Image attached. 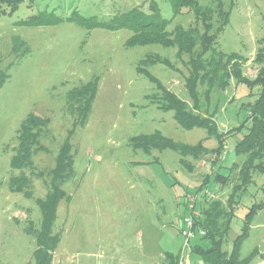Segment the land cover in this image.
Wrapping results in <instances>:
<instances>
[{
	"label": "rangeland",
	"instance_id": "1",
	"mask_svg": "<svg viewBox=\"0 0 264 264\" xmlns=\"http://www.w3.org/2000/svg\"><path fill=\"white\" fill-rule=\"evenodd\" d=\"M157 1L162 15L171 18L170 1ZM199 1L214 5L213 0ZM223 1L231 16L218 36L217 49L254 57L259 38L264 36V0ZM149 3L150 0H25L15 12L0 17V70L10 75L0 88V264L34 263L37 240L32 230L40 228L42 222L37 198L48 192L50 177L46 173L55 166L76 117L67 107L68 93L96 75L100 77L99 88L88 121L70 137L74 175L63 185L69 197L60 201L52 227L53 233H61V239L51 264H160L166 250L181 251L180 264H203L200 255L184 246L182 229L186 227L184 217L189 214L186 198L195 193L204 173L211 170V154L193 160L196 168L191 171L179 162L180 155L172 149L146 152L135 149L129 141L134 135L157 130L192 144L208 136L202 127L182 128L172 110L152 103L148 95L156 91V84L137 71L139 61L148 53L168 56L177 70L162 63L150 65L149 70L193 105L185 85L189 55L178 58L175 47L158 43L127 47L124 43L132 30L101 26L90 29L82 21L83 17L91 23L109 20L134 6L148 11ZM34 14H42L39 22L47 23H27ZM176 24L197 26L203 31L201 22L187 8L168 29ZM244 69L249 76L256 75L257 66L252 61ZM205 87L199 86L200 113L214 112L220 131L239 125L246 116L247 102L254 99L249 88L232 79L225 90L214 87L207 99ZM31 111L49 116L50 123L41 137L48 151H38L34 167L25 169L33 193L27 197L12 191L9 180L20 174L11 166V158L16 152L20 124ZM240 136L236 133L227 140L223 172L234 161L245 158L234 151ZM205 144L213 149L218 141L210 136ZM233 183L219 187L216 198L226 201ZM260 202H264V173L256 172L242 195L226 248L232 247L233 239L241 232L249 208ZM31 224L34 228L27 230ZM195 243L205 241L193 236L190 245ZM255 247L264 252V205L254 216L241 256ZM263 257H254L251 264H259Z\"/></svg>",
	"mask_w": 264,
	"mask_h": 264
},
{
	"label": "trees",
	"instance_id": "2",
	"mask_svg": "<svg viewBox=\"0 0 264 264\" xmlns=\"http://www.w3.org/2000/svg\"><path fill=\"white\" fill-rule=\"evenodd\" d=\"M24 1L0 0V17L12 14ZM169 1L173 8L171 18L162 15L157 0H150L148 11L141 6H134L114 14L109 20L91 23L83 17L82 21L90 29L92 26H101L114 30L120 28L132 30V35L124 43L127 47L158 43L165 47H175L178 58H182L184 54L189 55V74L185 78V85L193 105L168 88L149 70L148 67L156 63H162L177 70L175 62L168 56L148 53L139 61L137 71L148 76L156 84V91L148 95L152 103L157 104L160 109L172 110L175 120L182 128L190 130L202 127L207 129L208 136L192 144L177 141L157 130L134 135L129 141L135 149H143L146 152L153 149L160 151L172 149L180 155L179 162L191 171L196 168L193 160H200L203 155L211 154L209 156L211 170L204 173L203 179L193 193H202L196 203L199 214L194 218L193 230L195 236L204 240L205 244L190 245L191 251L201 256L203 264H251L254 257L264 256V252L261 253L259 248L255 247L248 255L242 257L240 251L243 242L250 235L254 216L263 207L264 202L254 203L249 208L244 217L241 232L233 239L232 247L226 248L225 243L237 208L242 202V195L254 181V173H264V36L259 38V46L252 58V63L257 66V72L254 77H251L245 73L244 69L245 64L250 60L248 56L238 51L225 52L217 49L218 36L230 22L231 16V10L225 8L223 0H213L214 5L202 4L199 0ZM185 8L194 13L196 21L201 22L203 31H200L197 26L186 28L182 24H176L173 29H168L173 19ZM40 17H43L42 14L31 15L27 18V23H47L39 22ZM197 47H199L198 51H196ZM9 77L7 72L0 70V88ZM232 79L237 83L245 84L249 88V95H252L254 99L247 102L246 116L239 125L220 131L214 112L206 115L199 111L201 109L199 86H206L204 93L209 99L214 87L225 90ZM99 80L100 77L96 75L68 93L67 107L76 117L68 138L59 149L55 166L46 173L50 177L47 180L48 192L45 197L37 198L42 212V222L40 228L35 227L32 230L37 240V248L34 252V263L28 264H51L53 261L61 233H53L52 227L57 218L59 203L68 195L63 185L74 175L73 144L70 137L78 126H84L87 123L98 92ZM49 123V116L31 111L20 124L16 152L11 158V166L19 169L20 174L12 176L9 180L12 191L22 192L27 197L33 195L30 189L32 182L25 169L34 167V155L38 151H48L41 137ZM236 133H240L241 136L234 143L235 154L244 155L245 158L242 162L234 161L226 167L227 171L223 172L222 168L225 167L223 161L227 157L229 146L227 140ZM210 136H215L218 141L213 149L205 144ZM231 182L234 183L227 200L215 198L220 192L219 187L223 188ZM207 189L213 191L215 196H209L206 193ZM32 227L33 224L29 225L27 230H31ZM201 230L205 233L201 234ZM164 255L165 258L160 264L181 263V251L175 253L166 250Z\"/></svg>",
	"mask_w": 264,
	"mask_h": 264
},
{
	"label": "built area",
	"instance_id": "3",
	"mask_svg": "<svg viewBox=\"0 0 264 264\" xmlns=\"http://www.w3.org/2000/svg\"><path fill=\"white\" fill-rule=\"evenodd\" d=\"M206 193H208L209 196H215V193L213 191H211L210 189L206 190ZM202 193H197V194H191L188 195L186 198V207L189 210V215H186L184 217V222L186 224V227L183 228L182 230V234L184 235V237L186 238L184 241V246L185 247H189L190 246V240L193 236H195V231L193 230V226L195 223V216L199 214V209L196 206V203L198 202V200L201 198ZM217 197V196H216ZM215 197V198H216ZM201 234L205 233L204 230L200 231Z\"/></svg>",
	"mask_w": 264,
	"mask_h": 264
},
{
	"label": "crops",
	"instance_id": "4",
	"mask_svg": "<svg viewBox=\"0 0 264 264\" xmlns=\"http://www.w3.org/2000/svg\"><path fill=\"white\" fill-rule=\"evenodd\" d=\"M252 58H253V57H251L249 61H252ZM249 61H248V62H249ZM189 263H190V262H188V264H189ZM259 264H264V259L261 258V261L259 262Z\"/></svg>",
	"mask_w": 264,
	"mask_h": 264
}]
</instances>
